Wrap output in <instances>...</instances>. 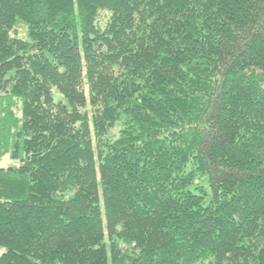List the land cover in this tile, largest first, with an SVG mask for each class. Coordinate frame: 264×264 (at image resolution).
Here are the masks:
<instances>
[{
  "label": "trees",
  "instance_id": "obj_1",
  "mask_svg": "<svg viewBox=\"0 0 264 264\" xmlns=\"http://www.w3.org/2000/svg\"><path fill=\"white\" fill-rule=\"evenodd\" d=\"M6 154L0 264H264V0H0Z\"/></svg>",
  "mask_w": 264,
  "mask_h": 264
},
{
  "label": "rangeland",
  "instance_id": "obj_2",
  "mask_svg": "<svg viewBox=\"0 0 264 264\" xmlns=\"http://www.w3.org/2000/svg\"><path fill=\"white\" fill-rule=\"evenodd\" d=\"M105 20V13L101 12L99 18H98V23L102 25ZM16 29V28H15ZM25 29L23 26H18L17 27V35L23 37L25 35ZM18 162L16 160L10 159L8 154L2 156L0 158V167H8V166H16ZM3 248L0 247V254L3 252Z\"/></svg>",
  "mask_w": 264,
  "mask_h": 264
}]
</instances>
